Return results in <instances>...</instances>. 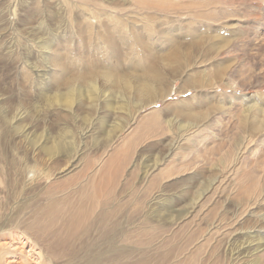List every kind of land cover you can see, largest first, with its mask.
Listing matches in <instances>:
<instances>
[{
	"label": "rangeland",
	"instance_id": "1",
	"mask_svg": "<svg viewBox=\"0 0 264 264\" xmlns=\"http://www.w3.org/2000/svg\"><path fill=\"white\" fill-rule=\"evenodd\" d=\"M263 242L264 0H0V264Z\"/></svg>",
	"mask_w": 264,
	"mask_h": 264
},
{
	"label": "bare ground",
	"instance_id": "2",
	"mask_svg": "<svg viewBox=\"0 0 264 264\" xmlns=\"http://www.w3.org/2000/svg\"><path fill=\"white\" fill-rule=\"evenodd\" d=\"M44 29H45V28H44ZM46 29H47V28H46ZM107 72H108V71H107ZM111 75H112V74H111ZM111 75H110V73H106V74H105L106 78H107V79L110 78V80L114 77V76L112 77ZM92 76L94 77L95 74H93V73L88 74V77H91V78H92ZM114 78H115V77H114ZM73 80H74V79H73ZM110 80H109V81H110ZM114 80H116V79H114ZM114 80H113V81H114ZM89 82H90V80L88 81V83H89ZM119 82H120V81H119ZM84 83H85V82H84ZM111 83H112V82H111ZM89 84H90V83H89ZM89 84H88V85H89ZM92 84H94V83H92ZM125 84H126V83H125ZM70 87H71V86H70ZM91 87H92V86H91ZM114 87H115V86H114ZM123 87H124V86H123ZM66 88H67V87H66ZM71 88H72V87H71ZM92 88H93V87H92ZM115 88H116V87H115ZM69 89H70V88H69ZM89 89H91V88H89ZM91 90H92V89H91ZM119 91H120V90H119ZM124 92H125V91H124ZM119 106H120V105H119ZM120 107H121V106H120ZM46 151H48V153H52V152H53L51 149H50V150H46ZM245 239H246V238H245ZM254 240H255V239H254ZM242 243H243V242H242ZM247 243H248V242H247ZM255 243H256V242H255ZM258 243H259V242H258ZM263 243H264V242H263ZM252 245H253V244H252ZM259 246H260V245H259ZM244 248H245V247H244ZM235 249H236V248H235ZM237 249H238V248H237ZM240 249H241V248H240ZM259 249H260V248H259ZM248 251H249V250H248ZM253 251H254V250H253ZM256 251H257V250H256ZM244 253H245V252H244ZM231 254H232V253H231ZM238 255H239V254H238ZM245 260H246V259H245ZM247 263H248V262H247Z\"/></svg>",
	"mask_w": 264,
	"mask_h": 264
}]
</instances>
